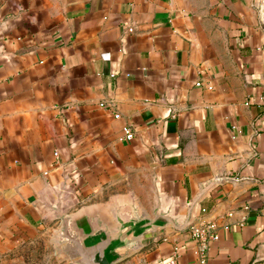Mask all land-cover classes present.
<instances>
[{"label": "crops", "instance_id": "1", "mask_svg": "<svg viewBox=\"0 0 264 264\" xmlns=\"http://www.w3.org/2000/svg\"><path fill=\"white\" fill-rule=\"evenodd\" d=\"M200 221L264 264V0H0V254L185 264Z\"/></svg>", "mask_w": 264, "mask_h": 264}, {"label": "built area", "instance_id": "2", "mask_svg": "<svg viewBox=\"0 0 264 264\" xmlns=\"http://www.w3.org/2000/svg\"><path fill=\"white\" fill-rule=\"evenodd\" d=\"M100 107H104V104H100ZM115 118H118L119 115L114 114ZM122 138L124 140H131L133 138V133L129 127L122 128ZM58 153L55 151L53 153L54 157H57ZM205 209H200V213L204 214ZM189 234L192 241L195 244V261L185 264H210L207 260V253L211 247L212 243H215L219 240V234L216 227V224L212 221H200L197 223H192L189 226ZM178 253L175 248L168 259L160 261L158 264H179L177 262Z\"/></svg>", "mask_w": 264, "mask_h": 264}, {"label": "rangeland", "instance_id": "3", "mask_svg": "<svg viewBox=\"0 0 264 264\" xmlns=\"http://www.w3.org/2000/svg\"><path fill=\"white\" fill-rule=\"evenodd\" d=\"M62 251L63 249L57 246V240H40L30 247L0 254V264H65L71 256Z\"/></svg>", "mask_w": 264, "mask_h": 264}, {"label": "water", "instance_id": "4", "mask_svg": "<svg viewBox=\"0 0 264 264\" xmlns=\"http://www.w3.org/2000/svg\"><path fill=\"white\" fill-rule=\"evenodd\" d=\"M192 208H194V206ZM190 224L191 222H188L186 228H188ZM61 235L60 238L64 239V242L66 243L65 252L71 256V261L75 260L80 264H110L103 256L107 243L100 244L98 247L89 251L83 249L79 242L70 235L67 229H65Z\"/></svg>", "mask_w": 264, "mask_h": 264}]
</instances>
